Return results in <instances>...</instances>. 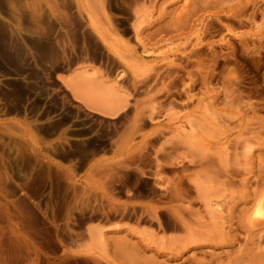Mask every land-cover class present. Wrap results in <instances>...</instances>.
Masks as SVG:
<instances>
[{
  "label": "rangeland",
  "instance_id": "1",
  "mask_svg": "<svg viewBox=\"0 0 264 264\" xmlns=\"http://www.w3.org/2000/svg\"><path fill=\"white\" fill-rule=\"evenodd\" d=\"M0 264H264V0H0Z\"/></svg>",
  "mask_w": 264,
  "mask_h": 264
},
{
  "label": "bare ground",
  "instance_id": "2",
  "mask_svg": "<svg viewBox=\"0 0 264 264\" xmlns=\"http://www.w3.org/2000/svg\"><path fill=\"white\" fill-rule=\"evenodd\" d=\"M257 215L250 218V223L253 227H256L260 224L262 218L260 217V214L258 213L259 208L261 207V203L257 204Z\"/></svg>",
  "mask_w": 264,
  "mask_h": 264
}]
</instances>
